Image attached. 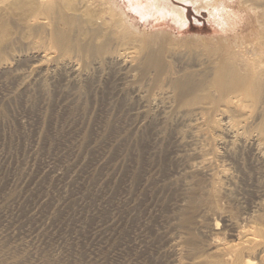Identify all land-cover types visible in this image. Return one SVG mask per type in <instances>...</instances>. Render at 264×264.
Returning a JSON list of instances; mask_svg holds the SVG:
<instances>
[{"label": "rangeland", "instance_id": "1", "mask_svg": "<svg viewBox=\"0 0 264 264\" xmlns=\"http://www.w3.org/2000/svg\"><path fill=\"white\" fill-rule=\"evenodd\" d=\"M140 1L151 14L153 0ZM196 1L169 0L185 11L181 28L173 17L141 19L127 0H84L97 19L118 23L120 39L103 27L94 34L83 6L71 29L0 22V264H188L212 255L214 219L228 243L236 238L225 219L249 226L264 203L252 130L234 147L214 130L219 112L198 116L202 106L170 89L168 73L209 79L226 46L223 22ZM227 4L245 15L238 0ZM245 20L235 30H248ZM103 42L109 53L88 57ZM201 161L227 175L213 181Z\"/></svg>", "mask_w": 264, "mask_h": 264}, {"label": "bare ground", "instance_id": "2", "mask_svg": "<svg viewBox=\"0 0 264 264\" xmlns=\"http://www.w3.org/2000/svg\"><path fill=\"white\" fill-rule=\"evenodd\" d=\"M127 1H129V8L133 12H135V14L140 16L141 19H147L153 17L154 15H157L162 19L173 17L176 24L181 28H184L187 24L185 11L178 10L172 7L169 0H153L151 6V10L153 12L148 16H146L147 14L142 11V8L140 7V0ZM196 3L198 4L197 8L199 7L198 11H200L201 9H211L212 12L210 13V16L214 17L216 15L218 16V19L223 22L221 24L225 29L224 33L226 34V36L224 41L226 43V46L224 45L222 49L219 48L217 53L214 52L215 54H213V65L209 67V72H207L210 74L209 79H205L200 82H194L190 77L186 76L185 78L177 79L174 77L175 73H168L170 85H172L170 89L173 88L175 90L178 98L185 100L190 97L198 106H202L203 109H198V113L195 111L198 116H206L204 113V111L206 110H214L216 112H219L218 116L220 118L218 119V116L216 117L218 120H216L217 122H215V125H213L214 130L219 132L220 130H225L227 134L229 133L232 137V141L226 142H229L230 145L234 146L235 141L243 137L245 139L246 130H252L253 132L251 131V133L254 137L250 140H252L254 149L259 153V155L264 156V0H238V4L241 7L240 11L241 13L245 14L243 16L238 15L235 12H232V14L227 12V9L229 8L234 9V6L231 7L227 4V0H205V3H202L201 0H197ZM79 6H83L82 9L86 8V10L83 11L86 17V24L93 28L94 34L98 33V29L103 27L107 30V32L110 31V38L112 39H120L126 37L125 33L115 28L118 23L113 24L111 21L109 22L106 19L105 14L102 15V13L100 12L99 16H102L97 19L96 15L90 12L91 9H89L87 5L84 4V0H0V22H2L3 24L4 21H8L10 19H13L14 21L15 17H18L17 19L19 20L20 17L21 21L23 19L26 23L35 25L39 24V26L45 27L47 23L44 20L54 19L57 20L59 24H62L66 27H68L70 24L69 28L71 29V26L75 27V24L78 22V19L76 17L83 15H79L82 11L80 8H78ZM246 18L253 19L252 23L249 26V29H246L245 32L235 30L236 27L244 25L245 23L250 21L248 20L246 22ZM99 20H101L100 27L97 26V23H99L97 21ZM2 24L0 27L3 26ZM6 24L7 23L5 22V26ZM76 25H78V23ZM226 29H232V33L229 34ZM100 30H102V28ZM66 31L64 33H68ZM71 32L73 34V31ZM56 33L57 32L55 31V37H57L54 38L55 41L56 39L60 38L59 36L63 37L64 35H61L62 28L60 34ZM67 36L68 35L65 34V37ZM71 36L73 38V35ZM67 38L65 39L66 41L69 40ZM60 40H57V45L65 44H60L61 42H64L63 40ZM106 43L107 42H103L101 45L95 46L94 49L91 47L92 45L89 46V48L91 47L92 49H90V51L89 48H87L90 51L88 57L91 55L92 57H94V55L95 57H98L104 54H108L110 49L108 47V44ZM72 45L70 44L71 47ZM60 48L62 49L64 48V46ZM82 49H84L83 46ZM85 49L84 51L81 49L80 50L85 53ZM72 50L73 49H71L70 52H67V54H70ZM114 50L116 51V49ZM117 56V58L121 57L120 55ZM151 58L153 57L149 58L153 63L154 61ZM155 60L157 61L158 59L155 58ZM151 61L149 64H151ZM162 62L163 60L159 63L161 64ZM156 64L158 63L156 62ZM147 65L148 64L146 63V66ZM151 65L154 69L156 68L154 67L155 65ZM71 66L73 65L71 64ZM161 67L164 68V66L162 65ZM156 70L158 69L156 68L155 71ZM190 117H192L191 114ZM205 118H207V116ZM227 146L229 145L227 144ZM205 164L207 165V163ZM205 164L204 161L202 162L201 166H199L197 163L195 165H192L191 169L196 170L198 169V166L202 167V165L204 166ZM204 170L206 175L217 183H219L218 181H220L221 177L227 175L226 171H223L219 176L214 175V172L209 168L208 165L204 167ZM258 208L259 211L262 210L264 208V203L258 204ZM259 211L255 212L256 214H253L246 219V222L249 221L247 222L249 223V226L247 225L245 227H240L239 225L241 224L238 225L229 217L228 219H225L226 223L231 228L233 236L236 238L235 242L233 241L234 243H228L223 240L220 223L217 219H214L212 231H210L215 237L213 238L214 243L212 244L211 248L213 250L212 255H209V258H205V256L203 257L205 253H202L203 255H198L197 252H195L197 255L194 256L188 264H264V215H260L258 213ZM254 225H258V228ZM181 254H184L183 250H181ZM181 261L180 263H178H183Z\"/></svg>", "mask_w": 264, "mask_h": 264}]
</instances>
